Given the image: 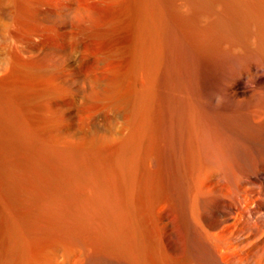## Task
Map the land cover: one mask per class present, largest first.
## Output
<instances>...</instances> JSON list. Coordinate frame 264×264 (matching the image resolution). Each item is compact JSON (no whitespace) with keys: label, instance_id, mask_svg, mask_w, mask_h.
<instances>
[{"label":"bare ground","instance_id":"obj_1","mask_svg":"<svg viewBox=\"0 0 264 264\" xmlns=\"http://www.w3.org/2000/svg\"><path fill=\"white\" fill-rule=\"evenodd\" d=\"M262 15L210 111L165 0H0V264H264Z\"/></svg>","mask_w":264,"mask_h":264},{"label":"rangeland","instance_id":"obj_2","mask_svg":"<svg viewBox=\"0 0 264 264\" xmlns=\"http://www.w3.org/2000/svg\"><path fill=\"white\" fill-rule=\"evenodd\" d=\"M236 1L237 0L234 2ZM239 1L242 2L240 3ZM234 2L232 0H165L167 17L177 30L176 33L178 39L181 40L183 37V45H188L191 48V50H189V47L186 49V47L184 48L181 46L176 52L175 58L179 63V67H181L179 72L182 74L186 73L185 75L192 77L194 95L195 98H197V100L195 99L194 101H198L196 103L201 102L203 105L206 104V108H209L210 111H212L213 107L216 108L220 102L224 105H229L228 102L231 105L234 104L232 103L233 100L227 97L229 96V93L226 92L229 90V87H227V76L231 73V75H235V71L243 65L242 61H238L233 57L229 58L228 56H224L222 52L220 53V51H218L219 48L217 51L216 48L219 47V44L223 43H220L222 40L225 43L228 42L226 40H229V42L232 40V42H234L237 39L241 40L247 38L246 35L248 38L251 37L254 32L246 33L245 31L244 33V31H241L243 30V27L240 26L242 27L240 30V27L237 25L238 23H241L244 26L248 23H242V20L244 21V17L248 18L253 16L254 18H261V12L264 10L262 0H238L239 3ZM243 9H245V11ZM247 9H250V11ZM239 10L242 11L240 12ZM254 12L258 14L256 15ZM237 14L240 15L238 16ZM218 18L221 21H218ZM217 22L218 24L220 22L223 23L222 25H224L225 22L227 23L225 24V27L222 26L223 28H219L221 23L218 25ZM249 24L244 26V30L249 31L250 29H246L248 26V28H251V31H253L254 25L251 26L252 22L250 25ZM256 24L257 23L255 22V25ZM237 27H239V29H237ZM237 30H239L240 33ZM248 34H251V36ZM179 36L181 38H179ZM251 39H253V37H251ZM216 43L217 45H215ZM220 54L222 56H220ZM232 68H234V72L232 71ZM224 91L227 95H223L222 92ZM229 99L231 101H229ZM78 257V263L76 264H115L112 259L103 263H100L97 259H93V262L91 261V263H88V260L86 259L87 254H85V256L78 255Z\"/></svg>","mask_w":264,"mask_h":264}]
</instances>
